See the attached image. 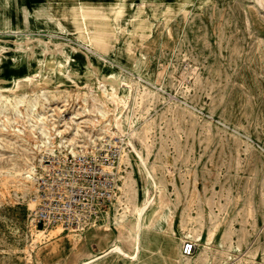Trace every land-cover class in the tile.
I'll list each match as a JSON object with an SVG mask.
<instances>
[{
    "label": "rangeland",
    "instance_id": "1",
    "mask_svg": "<svg viewBox=\"0 0 264 264\" xmlns=\"http://www.w3.org/2000/svg\"><path fill=\"white\" fill-rule=\"evenodd\" d=\"M65 2L66 16L74 20L71 29L58 30L48 23L42 31L35 26L25 32L41 33L43 38L54 34L57 41L83 52L91 40L96 49L121 59L134 76L150 83L140 81L130 103L134 135H127L128 129L121 131V125L119 132L112 128V134L97 135L95 152L105 141H123L116 167V200L108 208L134 203L132 162L138 158L130 151V141L137 149L142 147L150 173L164 191L162 199L157 197L164 210L161 222L175 215L190 241L185 225L188 229L191 224L197 226L202 236L212 230L207 253H201L200 242H194L196 261L264 264L263 9L255 0H84L88 10L83 19L85 30H78L79 12L73 9L78 1ZM29 5L34 20L46 18L48 3L32 0ZM3 17L0 9V34L18 35L21 17L16 14L15 24ZM49 50L38 55L51 65L42 71L40 63L28 60L23 52L4 53L3 59L9 61L6 72L16 79L17 75L23 79L36 75L35 85L50 90L83 89L90 84L64 76L63 69L52 65L65 57ZM108 93L101 95L112 112H117L127 94L111 84ZM101 123L103 119L99 126L104 130L109 127ZM82 148L78 147V153L85 151ZM44 159L35 160L33 167L38 168ZM27 186L21 194L13 184L0 182V264H43L35 253L32 257L28 253L32 240L27 237V225L35 205L32 177ZM154 208L159 210V206ZM34 224L44 235L65 236L60 229ZM182 241L178 238V243ZM60 251V256H51L46 264H58L63 256Z\"/></svg>",
    "mask_w": 264,
    "mask_h": 264
},
{
    "label": "bare ground",
    "instance_id": "2",
    "mask_svg": "<svg viewBox=\"0 0 264 264\" xmlns=\"http://www.w3.org/2000/svg\"><path fill=\"white\" fill-rule=\"evenodd\" d=\"M30 1L32 0H0L1 12L4 17H8L10 23L15 24L17 22L16 14L18 18L19 16L21 17L20 21L18 19L20 24L17 25L20 28L18 35L8 38V35L2 36L0 34V182L13 184L16 191H20L21 194L24 191L27 192V179H31L35 160L41 161L44 157L55 156L60 153L74 156L78 153V147L85 148V151H83L85 153L93 154L96 149L97 135L101 133L112 134L114 133L112 128L119 132V129H117L119 125L123 127L121 131L124 132L128 129L126 134L129 136L134 135L136 133L134 129L135 120L131 118L132 115L130 116L129 113L131 109L130 103L137 96L140 81L150 84L128 71L127 67L118 61L121 59H114L96 49L91 40L86 42L85 45L89 48L85 47L83 52L78 47L74 48L66 44V42L57 41L54 34L43 38L44 35L41 33L25 32L35 26L39 27L36 28L38 32L42 31L45 27H48V23L58 30L60 28L71 29L70 23L74 22V20L70 21L66 16L67 7L65 0H43L48 3V14L45 19L41 20H34L31 17ZM77 1V5L73 8L79 12V20H77V23L75 22V28L78 30L83 28L85 30L83 19L88 10H86V5L83 3L84 0ZM255 2L263 9L262 16H264V0H255ZM4 17L3 19L6 18ZM6 32H15V30ZM75 38L78 40L77 37ZM43 49L45 51L50 49L57 55L65 57V61H62V63L57 61L56 64L52 65L63 69L66 73L64 76L72 79L80 78L90 84L83 89H81L82 87L74 86L65 87L62 90L55 87L50 90L35 85L36 75L27 74L26 79L20 78L22 75H17V78H19L16 79L10 77L6 72L5 67L7 66L6 68H8L9 61L4 60L2 55L11 51L23 52L27 55L28 60H35L40 63L41 71L45 67L51 66L47 63V59H40L38 56L41 51H44ZM121 56L120 51L118 57L120 58ZM6 77H10V79L5 81ZM30 84L33 85L31 88L29 87ZM110 84L119 87L122 92L124 91L127 94L126 101L117 112H112L109 102L101 95L104 93L105 95H110L108 93ZM112 113L115 114L113 123L110 121ZM65 115L68 116L67 120L64 119ZM100 119H103L101 124L109 126L106 130L99 126ZM128 144L130 145L131 153H135L138 158V161L133 160L132 162L136 177L133 181L134 203L132 206L128 204L130 207L124 204L122 207H119V204L113 205L112 210L114 212L119 211L124 215L120 218L116 217L118 222L116 223L117 225L114 224L121 226L124 220L127 219L125 214L133 210V226L136 240L146 238L155 240L156 237L161 239V236H166V239L172 240L176 244L178 243V238L183 239V243L186 240L185 232L182 231L180 223L178 222L177 224L175 215L165 219L166 221L163 223L161 222L164 210L162 209V201H158L157 197L162 199L164 191H161L159 183L150 173L147 166V155L143 156L142 147L139 150L130 141H128ZM155 206H159L158 211L154 208ZM92 225L94 224L92 223L90 227ZM34 226L36 225L32 220L27 225V237L32 240L30 241L32 250L28 253L30 257L33 256L32 253H35V258L43 262V264H46L51 256L61 255L60 249L64 242L77 244L83 241L82 234L77 236L76 234L75 236L67 234L63 239H57V236L44 235L41 230L35 229ZM188 227L186 225L184 227V229L188 230L186 235L190 236L193 242H200L201 253H207L213 235L212 230H208L207 236H202L199 231L195 230L197 226L191 224L189 229ZM146 230H150V232ZM92 257L94 258V256ZM93 258L81 260L78 263L75 262V264H90Z\"/></svg>",
    "mask_w": 264,
    "mask_h": 264
},
{
    "label": "built area",
    "instance_id": "3",
    "mask_svg": "<svg viewBox=\"0 0 264 264\" xmlns=\"http://www.w3.org/2000/svg\"><path fill=\"white\" fill-rule=\"evenodd\" d=\"M123 141H105L95 153L46 157L34 167V223L62 233L82 234L115 200ZM195 244L185 240L181 255L190 257Z\"/></svg>",
    "mask_w": 264,
    "mask_h": 264
},
{
    "label": "crops",
    "instance_id": "4",
    "mask_svg": "<svg viewBox=\"0 0 264 264\" xmlns=\"http://www.w3.org/2000/svg\"><path fill=\"white\" fill-rule=\"evenodd\" d=\"M130 211L125 214L127 219L121 226H116L117 218L123 215L121 212H114L109 208L101 212L96 222L93 223V228L90 227L82 232L83 241L81 243L71 244L66 241L62 244L63 256L58 264H74L81 260L91 259L92 256L94 258L90 264H201L196 261V251L190 257H183L180 252L181 243L176 244L166 239V236L155 240L148 238L136 240L133 226L134 214L133 210ZM67 234L75 236L72 233H64V235Z\"/></svg>",
    "mask_w": 264,
    "mask_h": 264
}]
</instances>
